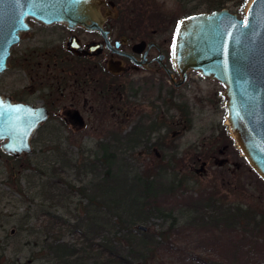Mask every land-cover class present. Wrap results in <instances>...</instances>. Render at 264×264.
<instances>
[{
  "label": "trees",
  "instance_id": "trees-1",
  "mask_svg": "<svg viewBox=\"0 0 264 264\" xmlns=\"http://www.w3.org/2000/svg\"><path fill=\"white\" fill-rule=\"evenodd\" d=\"M249 2L238 0V9H244ZM203 5L210 12L224 9L221 1L201 2L200 8L191 9L186 16L195 14ZM52 141L42 152L47 157L45 162L29 161L22 172H12L9 176V181L15 180L9 185L13 186L12 197L29 196L31 201L19 215H8L0 209V227L12 225L16 229L12 235L0 239L2 262L264 264V205H223L215 195H209L192 209L166 210V206L157 201L166 194L157 188L156 177L136 172L128 179L116 173L117 152L129 149V139L123 141L115 135L100 144L96 152L91 150L86 158L78 153L63 152L62 145ZM232 143H235L233 139ZM60 166L63 172H59ZM98 170L101 172L97 173L92 193V189L77 188L73 179L56 181L69 171L78 175L83 172L89 177ZM177 176H169L174 180L166 191L168 196L175 188L186 187ZM154 218L162 219L161 224L152 223ZM185 228L206 233L202 250L184 252L173 240L176 232ZM209 232L213 238L209 237ZM225 237L230 238V242H224ZM23 240H26L23 247H29L30 255L22 257L23 247H20L14 256H9L7 251L16 242L20 246Z\"/></svg>",
  "mask_w": 264,
  "mask_h": 264
},
{
  "label": "flooded vegetation",
  "instance_id": "flooded-vegetation-1",
  "mask_svg": "<svg viewBox=\"0 0 264 264\" xmlns=\"http://www.w3.org/2000/svg\"><path fill=\"white\" fill-rule=\"evenodd\" d=\"M101 1L103 23L95 31L82 27L72 30L62 24L44 26L31 20L32 30L22 35L11 50L8 68L0 75H8L16 68L14 72L25 77L15 92L0 95L47 115L30 139L32 147L49 145V138L65 127L87 132L88 114L113 113L118 126L116 137L130 140L129 152L144 153L154 160L155 171L149 175L179 177L176 170L181 147L174 136L179 131L185 134L195 129L196 108L192 101L196 105L197 99L188 98L196 82L193 72L186 78L181 75L175 66L174 51L170 58L158 42L157 37L167 28L163 27L164 20L156 24L148 11L153 0ZM181 21L175 28V38ZM73 41L79 45V52L71 50ZM201 79L210 80L202 75ZM224 92L217 90L207 102L220 114L226 111ZM223 124L214 127L218 139L220 143L226 140V145L235 150L228 126ZM43 134L49 138H43ZM4 143L0 142V149ZM124 150L127 149H119L118 156ZM236 152L241 153L239 148ZM0 156L15 160L1 150ZM207 164L203 160L202 168Z\"/></svg>",
  "mask_w": 264,
  "mask_h": 264
},
{
  "label": "water",
  "instance_id": "water-1",
  "mask_svg": "<svg viewBox=\"0 0 264 264\" xmlns=\"http://www.w3.org/2000/svg\"><path fill=\"white\" fill-rule=\"evenodd\" d=\"M101 5V0H0V75L8 68L11 50L32 30L31 20L95 31L103 23ZM75 42L70 48L79 52ZM173 51L175 66L185 78L198 72L225 86L227 126L242 156L264 181V0H252L244 17L222 9L184 18ZM46 119L0 95L2 152L14 159L30 155V139Z\"/></svg>",
  "mask_w": 264,
  "mask_h": 264
},
{
  "label": "rangeland",
  "instance_id": "rangeland-1",
  "mask_svg": "<svg viewBox=\"0 0 264 264\" xmlns=\"http://www.w3.org/2000/svg\"><path fill=\"white\" fill-rule=\"evenodd\" d=\"M210 1L212 2L213 0H153L152 6L148 11L152 13V18L156 24L164 20L163 27L167 28V31L157 38L158 42L162 43L169 52L170 58L173 57V43L177 24L183 18L187 17L186 15L191 9L197 6L199 7L201 2L206 3ZM216 1L224 2V9H228L230 12L239 15V17H244L252 0H250L247 6L242 10H239L237 7L238 0ZM203 12H210L205 5L196 11V13ZM12 62L13 61H11V63ZM14 62H17L16 59H14ZM14 71H16V68L15 70L13 68V71L8 75L0 77V92H15L19 88L20 80L25 76L22 73H16ZM192 78L196 82L193 84L192 90L188 93V98L191 100L197 99L196 105L194 101H192V106L196 108L195 129L185 134L179 131L177 133L178 135L176 137L174 136V138H178L177 143L181 147V159L176 173L179 174V178L184 181L186 187L180 190L175 188L174 192L168 196L166 191L169 186L173 184L174 179L169 176H156L155 181L157 188H159L163 194H166L163 198L157 199L158 204L165 205L166 210L186 211L192 209L191 207H195L197 203L203 201L209 195H215L216 198L225 205H229L230 203H236V205L241 203L243 205L249 203L264 205V181L252 170L246 159L242 156V152H236L238 145L235 139L232 137L236 146L234 150L232 147L226 145L228 144L226 140L220 143L218 139L219 135L214 130V127L220 122L224 123V127L227 126V111L221 114L215 112L213 109L214 106L212 105L213 107H211V104L207 102L214 98V94L217 90L220 93L226 90L225 86H221V84L215 80L201 79V75L198 72H193ZM224 99L227 103L228 99ZM201 100L204 103L201 102ZM113 104L115 103L113 102ZM87 118H89L90 123L87 132L76 131L65 127V130L63 129L60 132H56V135L50 138L48 135L46 137L45 134H43L42 137L49 138V140H53L52 142L61 144L63 152L78 153L86 158L90 155L91 150L96 152L100 144H104L109 138H114L116 132H118V126L115 124L113 113L103 112L102 115L88 114ZM124 128L125 130L128 129V125ZM228 130L232 136L229 127ZM87 133L88 137H85ZM46 146L47 145L34 146L30 155L15 160L0 156V209H4V213L8 215L17 213L19 215L30 205L31 200L29 196L23 198L17 194L12 197L10 192L13 186L9 185L15 183V180L9 181V176L12 172H22V169L28 165L29 161L33 163L38 161L45 162L44 158L47 157H44L42 152L47 149ZM225 146L229 147L228 151H225ZM139 150L140 149H138V151ZM195 151H197V153H195ZM215 152L217 154L216 157H214ZM123 153L124 154L119 152L118 162H116L115 167L116 173L118 172L120 176L132 179V176H134L136 172H142L145 176L149 175L151 171H155L154 160L145 156L144 153L142 155H133L129 152V149L126 151L124 150ZM132 156L135 157V159H133ZM203 160L208 164L202 168ZM60 170L61 166L59 167V172H63V170ZM99 172L101 171H94L93 174L86 177L83 172L78 175L75 171H69L67 174H61L60 178L56 181L59 182L61 178H63L62 180L65 178L70 180L73 179L75 180L74 182L77 188L85 187L92 189L90 191V193H92L93 186L97 182L94 180L98 178L99 175H97V173ZM23 189L25 190L24 187ZM78 197L79 196L75 197L74 200L77 201ZM17 201H22L23 203ZM72 208H74V206H72ZM161 222L162 219L160 218L152 219V223L154 224H161ZM13 230L16 229L12 225L0 227L1 241L4 240L7 235H12V232H14ZM209 237L213 238L214 235L209 232ZM26 239L30 240V237L27 236ZM205 239L206 233L204 231L191 228L178 230L173 238L184 252L196 248L202 250ZM222 240L224 242H230V238L228 237L222 238ZM25 242L26 240H23L20 246L19 243L16 242L7 251V254L9 256H14L18 249L24 246ZM1 246L0 256H2ZM28 249L29 247H23V252L20 255L22 257L29 256ZM15 250L17 251L15 252ZM0 264L9 263L2 262L0 257Z\"/></svg>",
  "mask_w": 264,
  "mask_h": 264
},
{
  "label": "snow or ice",
  "instance_id": "snow-or-ice-1",
  "mask_svg": "<svg viewBox=\"0 0 264 264\" xmlns=\"http://www.w3.org/2000/svg\"><path fill=\"white\" fill-rule=\"evenodd\" d=\"M177 32L179 33V27H178V29H177Z\"/></svg>",
  "mask_w": 264,
  "mask_h": 264
}]
</instances>
